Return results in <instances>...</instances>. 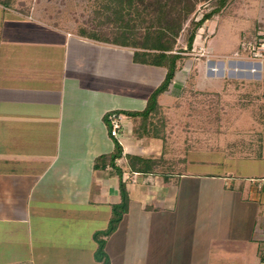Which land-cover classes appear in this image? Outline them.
<instances>
[{"label":"crops","instance_id":"obj_1","mask_svg":"<svg viewBox=\"0 0 264 264\" xmlns=\"http://www.w3.org/2000/svg\"><path fill=\"white\" fill-rule=\"evenodd\" d=\"M133 55V48L53 26L36 10L24 13L0 3V241L4 235L33 255L47 246L55 224L64 228L72 221L70 231L82 220L104 225L121 199L123 181L132 205L120 229L157 236L153 246L115 264H264V156L234 160L233 170L219 172L192 171L204 161L191 157L185 172L145 173L128 164L131 155L163 162L171 143L163 130L147 138L136 134L137 119L124 113L145 110L166 75L163 67L135 63ZM145 67L152 68L147 76ZM139 68L130 79L129 69ZM162 95L160 115L173 109L160 102ZM111 112L124 114L118 137L111 133ZM118 142L122 169L98 167ZM151 176L159 178L152 182ZM145 220H153V233L145 232ZM39 233L44 240L37 247ZM85 251H76L78 257ZM90 263L103 261L91 256Z\"/></svg>","mask_w":264,"mask_h":264},{"label":"rangeland","instance_id":"obj_2","mask_svg":"<svg viewBox=\"0 0 264 264\" xmlns=\"http://www.w3.org/2000/svg\"><path fill=\"white\" fill-rule=\"evenodd\" d=\"M97 7L99 3L96 0H11V8L20 9L24 13L36 10L49 24L62 27L78 36H81V28H93L96 25L94 20L98 21L95 13ZM212 8L213 5L199 4L185 25L178 49L187 48L186 39L193 27L191 21L200 20ZM222 12L214 19L205 20L199 27L193 49L182 53L183 58L177 63L176 79L169 90L171 95L165 93L160 98L164 105L173 107L170 113L163 109L165 116L159 114L155 119L159 128H163L161 130L165 132L164 136L171 139V143L166 145L168 150L170 145V158L166 156L163 162L158 159L154 165L161 172L190 170L187 163V158L190 157L195 161H204V164L191 166L192 171L203 169L219 172L226 168L232 169L234 160L264 156V55H259L264 54V41L257 47L259 36L264 34V0H230ZM141 69H129L130 79L137 72L141 73ZM144 69L145 76L151 73L152 68ZM133 104L140 107L138 102ZM128 112L136 111H124ZM162 116L163 122L165 121L163 127L159 125ZM148 136L146 134L145 138ZM159 146L162 147L159 149L161 155L163 145ZM165 160L170 161V165ZM261 167L264 168V164ZM154 178L159 177L151 176L152 182ZM148 188L150 187L145 190ZM154 191L157 192L155 187L149 192V196L153 195L154 198ZM127 192V200L122 198L124 193H120L121 199L112 205L113 214L110 220L114 217L113 209L116 205H127L124 216L130 212L131 195L128 189ZM152 221L145 220V232H154ZM110 222L88 226L82 220L81 223L75 222L72 231L66 227L73 225L72 221L66 226L63 225L64 228L55 224L53 235L46 238L47 246L44 250L33 249V255H30L31 252L25 245L9 243L2 235L0 259L4 263L0 264H73L74 261L75 264H91V256L96 257L98 262L97 256L92 255L91 251L94 246L95 250L99 247L94 233L106 231ZM72 225L70 226L73 227ZM120 227L118 225V230L111 235L104 232L100 236L105 243L110 242L112 237L115 239L110 248L111 256L108 255L105 244L108 258L102 264H115L114 262L130 257L134 250L150 248L156 243L157 235H131V226L123 230ZM40 234L42 233L37 235L41 238L37 240V247L44 240L43 234ZM52 245L56 246L55 250ZM75 245H78L75 250L65 248ZM83 250L86 251L81 255L82 258L78 257L76 251Z\"/></svg>","mask_w":264,"mask_h":264},{"label":"trees","instance_id":"obj_3","mask_svg":"<svg viewBox=\"0 0 264 264\" xmlns=\"http://www.w3.org/2000/svg\"><path fill=\"white\" fill-rule=\"evenodd\" d=\"M99 7L96 8L98 21L92 28L83 27L79 35L122 47L134 49L133 60L135 63L158 66L166 69L164 80L153 90L143 113L128 112L135 118L134 132L138 135L148 134L158 136L162 128L155 122L160 112L159 97L170 90V86L176 78L178 71L177 63L183 58L186 50H192L199 27L205 20L213 19L222 12L230 0H96ZM0 3L6 7L11 6V0ZM216 3V4H215ZM199 4L213 5L211 11L205 13L198 21H191L193 27L187 36L186 50L179 47V39L185 30V25L197 10ZM194 18V17H193ZM192 18V19H193ZM191 19V20H192ZM264 41V34L259 36L257 47ZM256 47V48H257ZM255 48V49H256ZM159 124L161 127L164 123ZM122 157V147L117 143V150L109 157L101 156L97 162L98 167L112 165L116 170L122 169L118 166V159ZM109 159V162H106ZM153 160L136 155L129 157L130 167L135 171L149 173L154 168ZM122 173V171L120 172ZM122 176V174L120 175ZM120 193L127 200L128 192L126 183L120 182ZM123 207L114 206V217L110 220V226L106 231L96 232L94 238L98 240L99 247L96 256L99 261L105 262L108 258L105 252V240L100 236L105 232L111 235L116 231L120 221L123 219ZM106 236V235H105Z\"/></svg>","mask_w":264,"mask_h":264},{"label":"built area","instance_id":"obj_4","mask_svg":"<svg viewBox=\"0 0 264 264\" xmlns=\"http://www.w3.org/2000/svg\"><path fill=\"white\" fill-rule=\"evenodd\" d=\"M260 54L264 55L262 53H259V55ZM123 118H124V115H122L120 112L110 113L109 120H110V124L112 127L111 133L113 136H116V137L119 136L120 129L123 127Z\"/></svg>","mask_w":264,"mask_h":264}]
</instances>
